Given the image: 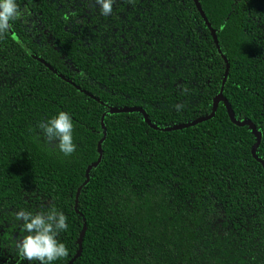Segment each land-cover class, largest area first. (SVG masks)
<instances>
[{
  "label": "trees",
  "instance_id": "16d2710c",
  "mask_svg": "<svg viewBox=\"0 0 264 264\" xmlns=\"http://www.w3.org/2000/svg\"><path fill=\"white\" fill-rule=\"evenodd\" d=\"M16 2L0 39V264H40L18 258L15 214L53 207L68 256L50 264H264V0H195L205 22L193 0H114L108 16L95 0ZM219 91L259 133L257 161L221 102L179 127ZM60 111L68 156L37 127Z\"/></svg>",
  "mask_w": 264,
  "mask_h": 264
},
{
  "label": "clouds",
  "instance_id": "9594fccd",
  "mask_svg": "<svg viewBox=\"0 0 264 264\" xmlns=\"http://www.w3.org/2000/svg\"><path fill=\"white\" fill-rule=\"evenodd\" d=\"M95 3L99 5L101 15L112 13L114 0H95ZM25 11L21 10L16 0H0V39L12 28V22L23 17ZM174 107L179 111L184 105L177 104ZM37 127L42 130L48 142H57L59 151L65 156L75 152L73 122L68 113L60 111L49 120L38 122ZM15 216L23 222L22 227L26 233L15 245L20 260L50 264L68 256L66 245L56 239L60 232L68 229L67 217L62 212L53 207L35 214L20 210Z\"/></svg>",
  "mask_w": 264,
  "mask_h": 264
},
{
  "label": "water",
  "instance_id": "95a60500",
  "mask_svg": "<svg viewBox=\"0 0 264 264\" xmlns=\"http://www.w3.org/2000/svg\"><path fill=\"white\" fill-rule=\"evenodd\" d=\"M193 2H194V4H195V7H196L198 13H199L200 16L203 18V15H202V13H201V11H200L198 5L196 4L195 0H193ZM203 20H204V22H205V19H204V18H203ZM210 34H211V36L213 37V32H212V31H210ZM214 43H215V42H214ZM215 46H216V45H215ZM216 48H217V46H216ZM222 59H223V57H222ZM223 60H224V59H223ZM225 74H226V65H225V70H224V74H223L222 82H223V80H224V78H225ZM57 76H59V75H57ZM59 78L62 79L61 76H59ZM222 82H221V83H222ZM219 102H221V103L225 106V111H226V113H227L228 119H229V121H230L232 124H234V125H236V126H247L248 128H250L252 134H253L254 137H255V144L252 146V148H251V152H250V153H251L252 158H254V159L257 161V159L255 158V149H256V147H257L259 141H260V135H259V133L255 130V128L253 127L252 123H250V122H248V121L237 122V121L233 118V115H232V113H231V111H230V109H229V106H228V104L226 103V101L224 100V98L221 96L220 91H219L218 94H217L215 97H213V99H212V104H211V105H212V108H211V112L209 113V115H207V116H205V117H203V118H199V119H197V120H194L193 122L189 123L188 125H183V126H179V127L192 126V125H194V124H196V123H199V122H201V121H204V120H206V119L211 118V117L213 116L214 112H215L216 105H217V103H219ZM107 111H108L109 113L132 112V111L141 112V113L143 114L144 121L147 123V119H146V117H145L144 112L141 111L140 109H137V108H127V109H122V110H117V109H114V108H108ZM100 126H101L102 133L104 134L103 127H102V125H100ZM179 127H175V128H179ZM99 143H100V141L97 142V149H96L98 154L100 153ZM99 159H100V156H98L96 162H98ZM260 164H261V167H262V169H263V171H264V164H263V163H260ZM94 165H95V163H92L90 166L87 167V169H88L89 167L94 166ZM83 231H84V228H82L81 231H80V233H79V237H78V239H77V246H78V249H77V251H76V253H75V255L73 256L72 259H74L75 257H77L78 254H79V252H80L79 245H80L81 237H82V235H83Z\"/></svg>",
  "mask_w": 264,
  "mask_h": 264
}]
</instances>
